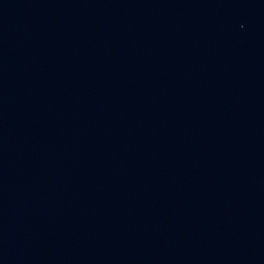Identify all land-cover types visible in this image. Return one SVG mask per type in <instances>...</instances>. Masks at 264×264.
I'll use <instances>...</instances> for the list:
<instances>
[{"label":"water","instance_id":"obj_1","mask_svg":"<svg viewBox=\"0 0 264 264\" xmlns=\"http://www.w3.org/2000/svg\"><path fill=\"white\" fill-rule=\"evenodd\" d=\"M0 264H264V0H0Z\"/></svg>","mask_w":264,"mask_h":264}]
</instances>
